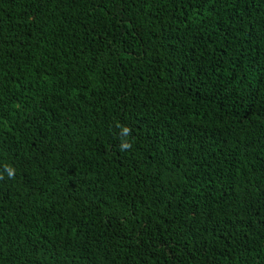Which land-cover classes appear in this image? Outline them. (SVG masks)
I'll list each match as a JSON object with an SVG mask.
<instances>
[{
	"label": "trees",
	"instance_id": "16d2710c",
	"mask_svg": "<svg viewBox=\"0 0 264 264\" xmlns=\"http://www.w3.org/2000/svg\"><path fill=\"white\" fill-rule=\"evenodd\" d=\"M0 264H264V0H0Z\"/></svg>",
	"mask_w": 264,
	"mask_h": 264
},
{
	"label": "clouds",
	"instance_id": "9594fccd",
	"mask_svg": "<svg viewBox=\"0 0 264 264\" xmlns=\"http://www.w3.org/2000/svg\"><path fill=\"white\" fill-rule=\"evenodd\" d=\"M125 131L127 132V129ZM124 147H127V145H124Z\"/></svg>",
	"mask_w": 264,
	"mask_h": 264
}]
</instances>
